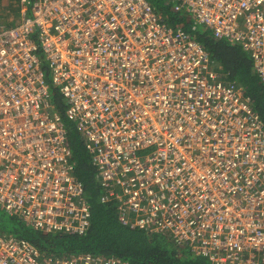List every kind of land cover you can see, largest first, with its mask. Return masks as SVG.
<instances>
[{
	"label": "built area",
	"instance_id": "1",
	"mask_svg": "<svg viewBox=\"0 0 264 264\" xmlns=\"http://www.w3.org/2000/svg\"><path fill=\"white\" fill-rule=\"evenodd\" d=\"M9 1L0 2V206L45 233L88 231L66 116L100 201L123 225L168 234L215 264H264V122L193 34L241 46L264 82V0H169L194 17L191 31L148 0ZM0 264L131 263L47 257L9 234Z\"/></svg>",
	"mask_w": 264,
	"mask_h": 264
},
{
	"label": "trees",
	"instance_id": "2",
	"mask_svg": "<svg viewBox=\"0 0 264 264\" xmlns=\"http://www.w3.org/2000/svg\"><path fill=\"white\" fill-rule=\"evenodd\" d=\"M168 19L173 26L191 31L193 23L188 22V17L182 12L173 10ZM193 34L209 50L218 67L229 74L230 80L243 88L264 122V83L250 55L239 45L225 39H215L209 31L199 29ZM57 99L58 107L64 114V103L60 98ZM79 146L82 153L73 152V160L91 205L92 221L88 231L82 235H71L28 228L19 237L31 241L45 256L52 258L90 252L117 256L131 264H215L209 258L195 254L187 245L178 243L168 234L149 233L123 225L115 204L100 201L101 187L96 179V169L84 143L81 142ZM2 235L9 234L0 233Z\"/></svg>",
	"mask_w": 264,
	"mask_h": 264
},
{
	"label": "rangeland",
	"instance_id": "3",
	"mask_svg": "<svg viewBox=\"0 0 264 264\" xmlns=\"http://www.w3.org/2000/svg\"><path fill=\"white\" fill-rule=\"evenodd\" d=\"M5 1H8V0H0V2H2V3H4ZM148 1L152 4V6L155 8L156 11L167 15L168 18H169V14H171V12H173L174 2H171L169 0H148ZM14 2H15V0H10L9 1V3H11V5L9 6L11 9L13 8V5H14L13 3ZM182 14H184L186 17H188V22L194 23L195 19H194L193 16H191L188 13H186L185 11H183ZM186 20L187 19H185V21ZM200 30H203V29H200ZM42 57L45 60V56L43 55ZM47 78H48L49 82H52V74L48 70H47ZM260 80H261V78H260ZM51 93H52V98L53 99L56 96L58 98H61L58 95H54V89L53 88H51ZM64 120H65V123H66V125L68 127V130L69 131L71 130L70 135H69V138H71V141H70L71 149H72L73 152H77L78 154H81L82 151H81L79 145H81V142H83V140L81 139V136H80L79 132L77 131L76 127H75V122L73 120L69 119L66 116H65ZM84 148H85V146H84ZM90 156L91 155H89V157ZM90 159H91V157H90ZM28 228L32 229V227L28 226L19 216H11V215H9L5 211V209H3L0 206V233H4V234L13 233L15 236H18L21 233H23L25 230H28Z\"/></svg>",
	"mask_w": 264,
	"mask_h": 264
}]
</instances>
